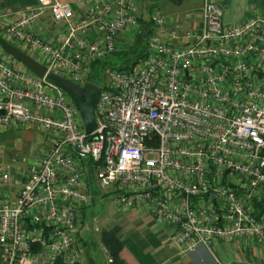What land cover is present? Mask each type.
Returning a JSON list of instances; mask_svg holds the SVG:
<instances>
[{
	"label": "built area",
	"instance_id": "built-area-1",
	"mask_svg": "<svg viewBox=\"0 0 264 264\" xmlns=\"http://www.w3.org/2000/svg\"><path fill=\"white\" fill-rule=\"evenodd\" d=\"M228 1L202 0L185 16L194 29L148 12L143 59L102 70L89 136L62 91L3 53L0 132L34 127L51 140L16 197L0 196V264L80 263L84 171L116 205L148 213L182 253L249 239L264 259V15L226 26ZM84 2L77 16L55 0L0 14V37L82 87L90 64L139 26L135 0ZM44 11L60 24L50 39L32 31ZM5 173L0 163V183Z\"/></svg>",
	"mask_w": 264,
	"mask_h": 264
},
{
	"label": "crops",
	"instance_id": "crops-1",
	"mask_svg": "<svg viewBox=\"0 0 264 264\" xmlns=\"http://www.w3.org/2000/svg\"><path fill=\"white\" fill-rule=\"evenodd\" d=\"M55 1L68 4L76 16L80 15L85 7L84 0ZM35 5L36 0H0V14L29 9ZM254 12L264 15V0H231L223 14L222 23L226 26H232L245 17L251 16ZM165 17V19L173 22L172 15ZM147 18L148 11L144 17L138 10V19L147 24ZM187 26L194 29L195 23L189 22ZM59 27L60 24L52 23L49 13L44 11L38 16L32 31L40 37L50 39ZM32 128L34 127L12 125L0 132V163L6 167L5 174H7L0 183V196H5L9 200L16 197L17 192L25 182L28 164L24 171L15 169V172L11 173L13 166L22 159L10 157L9 160L7 155L18 154L23 150H25L24 155L27 153L26 144L32 143L34 135L37 134ZM49 145L50 142H46L45 149ZM29 153L31 155L30 151ZM84 180V191L88 194L90 177L85 174V171ZM108 192L103 191V196H109ZM115 207L114 214L107 218L101 230L119 227L121 239L124 241L119 252V258L124 264H264L261 252L252 245L249 239L233 242L216 241L209 247H199L192 252L182 253L176 247L167 244V232L142 208L116 204ZM84 211L85 209L82 210L81 216ZM77 243L78 247H81H79V264H95L93 259L86 254L83 255L82 251L85 244L79 243V240ZM99 247L105 258L104 264H107L106 253L100 243Z\"/></svg>",
	"mask_w": 264,
	"mask_h": 264
},
{
	"label": "rangeland",
	"instance_id": "rangeland-1",
	"mask_svg": "<svg viewBox=\"0 0 264 264\" xmlns=\"http://www.w3.org/2000/svg\"><path fill=\"white\" fill-rule=\"evenodd\" d=\"M228 3L230 2L228 1ZM135 4L137 9L143 14L144 17L146 16L147 11L151 12L153 10H157L162 17L166 18L165 16L172 15L173 22H178L179 24L185 26L187 22V18L185 16L187 14H196L201 8L202 0H135ZM135 35V32L130 33L129 35H127V39L121 41V51H124V49H126L128 45L133 43ZM3 56L5 55L0 50V57ZM30 56L32 57V59L37 60L38 63H43L42 60L34 56V54H30ZM133 56V53H126V55L117 53L109 55L105 59H102L101 66L96 69L95 73L93 72L92 74L95 77V86L102 87L106 83V78L102 73L103 68L108 67L112 69H123L129 66ZM13 66L17 67L20 65L17 62L13 61ZM32 130H35V132L37 133L36 135L38 136L34 135V141L32 143L26 144L27 153H25L24 155L25 150H23L18 154L11 153L9 154V156L7 155V158L9 160L10 157L22 159L15 166H13L11 173L15 172V169L24 171L26 165H29L33 162H30V160L39 158L41 156L43 151L46 150V142H50L51 140L50 133L41 131L37 128H32ZM29 151L31 152V155ZM4 176H7V174H4ZM88 187L90 205L85 209L84 214L81 216L78 224L76 225V241L78 242L79 240V243L85 244L82 251L83 255L86 254L88 257L93 259L95 264H104L105 258L99 247L98 235L101 228H103L104 222H106L107 218L114 214L116 208L115 199L112 195L103 196V191H101L98 188L97 183L91 179L89 181Z\"/></svg>",
	"mask_w": 264,
	"mask_h": 264
},
{
	"label": "water",
	"instance_id": "water-1",
	"mask_svg": "<svg viewBox=\"0 0 264 264\" xmlns=\"http://www.w3.org/2000/svg\"><path fill=\"white\" fill-rule=\"evenodd\" d=\"M0 50L34 76L43 78L47 84L62 91L77 109L86 136H89L95 130L94 105L98 93L97 86L86 83L79 87L59 75L47 73L44 66L23 51L7 43L1 37Z\"/></svg>",
	"mask_w": 264,
	"mask_h": 264
},
{
	"label": "trees",
	"instance_id": "trees-1",
	"mask_svg": "<svg viewBox=\"0 0 264 264\" xmlns=\"http://www.w3.org/2000/svg\"><path fill=\"white\" fill-rule=\"evenodd\" d=\"M138 29L136 30V35L134 37V41L132 44L128 45L124 51H119L117 53H130L134 54L131 59L129 66L123 69H129L139 61H141L144 57V50L146 46V40L148 36L151 34V29L149 24L142 22L138 19ZM114 53V54H117ZM101 66V60L96 61L90 64V73L87 77V82L95 85V77L92 75L93 72L95 73L96 69ZM122 70V69H118ZM99 243L104 249L107 257V264H124L119 258V252L124 245V241L121 239L120 236V229L119 227H113L110 229H102L99 232ZM55 264H63L60 261H57ZM79 264V263H76Z\"/></svg>",
	"mask_w": 264,
	"mask_h": 264
}]
</instances>
